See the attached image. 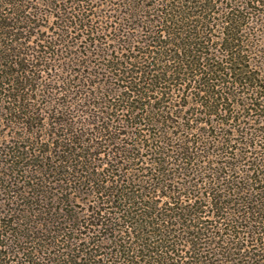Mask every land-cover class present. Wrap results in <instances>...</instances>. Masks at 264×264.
<instances>
[{"label": "trees", "instance_id": "obj_1", "mask_svg": "<svg viewBox=\"0 0 264 264\" xmlns=\"http://www.w3.org/2000/svg\"><path fill=\"white\" fill-rule=\"evenodd\" d=\"M0 264H264V0H0Z\"/></svg>", "mask_w": 264, "mask_h": 264}]
</instances>
